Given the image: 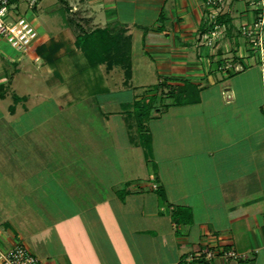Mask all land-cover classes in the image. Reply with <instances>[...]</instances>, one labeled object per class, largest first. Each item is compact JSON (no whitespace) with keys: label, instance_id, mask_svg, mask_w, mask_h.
Masks as SVG:
<instances>
[{"label":"crops","instance_id":"obj_1","mask_svg":"<svg viewBox=\"0 0 264 264\" xmlns=\"http://www.w3.org/2000/svg\"><path fill=\"white\" fill-rule=\"evenodd\" d=\"M223 9L226 32L213 46L204 43L203 0H55L40 17L37 6L30 15L38 35L27 52L0 37V101L16 94L10 89L16 73H32L28 64L60 80L62 73L89 66L96 83L89 97L110 93L104 82L115 68L121 70L123 86L142 90L133 99L164 79H185L199 88L198 102L169 105L150 119L154 162L143 179L120 178L123 173L112 167L99 171L97 162L84 174L77 169L75 175L68 169L53 171L55 176L47 169L27 173L28 207L42 211L27 225L25 239L43 264H186L184 258L201 247L232 248L249 254L247 264H264V74L238 34L252 12L244 0H227ZM95 28L128 36L127 83L122 67L90 64L76 44L78 34ZM147 79L152 84L142 82ZM20 101L7 105L8 117L0 106V137L4 120L13 129ZM100 104L92 103L109 121L108 100ZM117 109L111 116L119 122L110 123L125 127L128 147L139 148L146 160L142 146L130 141L123 110ZM14 157L0 152L2 246L21 238L13 216L2 213L12 208L3 200L2 186L18 187ZM81 181L94 187L95 196L77 193H82ZM62 191H68L65 200L70 198L75 210L60 216L51 195ZM177 206L190 208V222L172 219Z\"/></svg>","mask_w":264,"mask_h":264},{"label":"rangeland","instance_id":"obj_2","mask_svg":"<svg viewBox=\"0 0 264 264\" xmlns=\"http://www.w3.org/2000/svg\"><path fill=\"white\" fill-rule=\"evenodd\" d=\"M54 1L38 0L37 16L40 17L42 10L49 8ZM237 1L243 2V0ZM244 1L247 4V0ZM34 9H29L25 1L18 0L10 5L9 12L12 14L13 11H16L19 15H25L30 20V15L35 13ZM28 67L32 73L25 74L21 70L14 75L10 85L12 92L17 95H26L27 99L15 105L13 129L6 127L4 120V125L1 128L0 152L17 154L12 163L18 171L16 177L18 187L7 183L2 186L5 204L10 207L12 203V208H4L2 213L4 216H13L12 220L15 227L20 232V241L29 249L24 232L30 222L32 223L36 218H39L38 215L41 214L42 209L38 208L37 205L36 207H28L26 193L28 192L27 180L30 177L27 176V173L31 169L36 171L39 169L46 171L47 169L52 171L55 176L53 171L68 169L75 175L74 171L76 170L74 169H77L80 170L78 171L79 174H84L86 167H89L91 162H97L99 171L112 167L116 173H123L122 176L118 175L120 178L130 175L141 179L145 178L147 170L151 169V166L153 168L152 157L149 156L145 160L139 148L128 147L124 133L125 127L122 125L114 126L110 121L119 122L116 120L117 118L111 116L113 110L119 109H117L119 105L124 112V119L128 126H131H129V136L137 138L134 101L142 98L141 100L147 102L149 100L147 97L154 91L144 93L141 97L133 99L134 94H140L142 90L137 88L133 91L132 88L123 86L121 70L115 68L111 73V78L104 82L110 93L89 97V93L96 86L91 74L93 70L89 66L80 73L71 70L69 73H62L61 80L52 73L43 74L35 68V65L28 64ZM231 68L235 70L236 66L231 65ZM132 82L134 85L136 81ZM142 82L152 84V81L148 79ZM151 87L149 90L152 89ZM156 94V100L149 104V109L145 112L144 119L142 118L148 131L150 119H152L150 117L156 115L157 110L162 109L168 102L172 101L171 98L160 97L159 89H157ZM107 100L108 104L105 105L104 109L109 110V121H106V113H96L93 108L94 105H92L95 102H99L101 105V102ZM12 103L10 93L0 101V106L4 110V117H8L9 114L5 109L8 104ZM23 105L27 107V110L24 111ZM111 155L112 157L109 158ZM7 168H10V165ZM77 179L83 178L77 177ZM79 184L82 186L79 188L82 193L76 189L78 194L95 196L94 187H90L88 181H81ZM5 189L9 190L6 191ZM10 189L12 190L10 191ZM73 192L70 195L75 198L77 195L75 196V191ZM101 194L104 195L102 191H99V195ZM68 195V191H62L59 193V197L55 194L51 195L52 202L60 207L57 208L59 212L57 214L60 216L75 210L73 203L69 202L70 198L65 200V196L68 197ZM65 202L70 206L66 207ZM38 204L40 205V202ZM51 211L53 212L54 209Z\"/></svg>","mask_w":264,"mask_h":264},{"label":"built area","instance_id":"obj_3","mask_svg":"<svg viewBox=\"0 0 264 264\" xmlns=\"http://www.w3.org/2000/svg\"><path fill=\"white\" fill-rule=\"evenodd\" d=\"M29 9L37 6L38 0H23ZM227 0H203L204 6V43L209 46L224 36L227 23L220 16ZM11 0H0V37L13 49L25 53L37 38V30L25 15L12 16L9 12ZM247 7L253 17L238 26V34L243 37L251 54L255 57L264 74V0H247ZM249 254L232 248L216 250L201 247L189 253L186 264H221L227 261L247 259ZM0 264H43V262L20 240L8 246L0 245Z\"/></svg>","mask_w":264,"mask_h":264},{"label":"trees","instance_id":"obj_4","mask_svg":"<svg viewBox=\"0 0 264 264\" xmlns=\"http://www.w3.org/2000/svg\"><path fill=\"white\" fill-rule=\"evenodd\" d=\"M220 17L226 21L223 15ZM76 44L81 48L90 64L104 62L107 68H111L114 65L122 67L124 82L127 83L131 75L130 42L128 36L123 35L121 32H111L108 28H95L78 34L76 36ZM0 88L3 89L4 86L0 85ZM151 88L154 93L147 97L149 98L147 102L141 100L142 98L134 101V109H136L134 110V116L138 137L129 136L132 143L142 146L146 159L149 156L151 157V135L144 124L143 116L148 111L149 104L156 100L157 89H159L160 97L165 96L166 98H171L172 101L168 102L162 109L157 110L156 115L150 118L163 112L169 105L199 101L198 86L185 79L160 80L153 84ZM12 97L14 102L21 100V97L16 94H13ZM9 110H13V105L9 107ZM157 190L159 191V189ZM171 216L174 221L190 222L191 210L187 206H177L171 211ZM247 260H239L236 264H247Z\"/></svg>","mask_w":264,"mask_h":264}]
</instances>
